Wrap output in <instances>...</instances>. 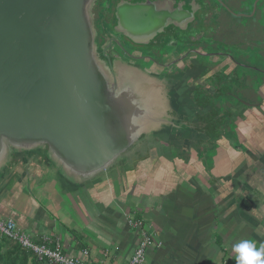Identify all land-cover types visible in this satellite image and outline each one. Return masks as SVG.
<instances>
[{
    "label": "crops",
    "instance_id": "crops-1",
    "mask_svg": "<svg viewBox=\"0 0 264 264\" xmlns=\"http://www.w3.org/2000/svg\"><path fill=\"white\" fill-rule=\"evenodd\" d=\"M256 75L240 77L234 106L209 111L214 122L154 138L152 150L90 186L65 184L41 153L17 156L0 173V219L36 243L59 240L68 256L87 250L89 264L129 263L138 245L131 217L158 242L145 264H236L233 245L264 243V82Z\"/></svg>",
    "mask_w": 264,
    "mask_h": 264
},
{
    "label": "water",
    "instance_id": "water-1",
    "mask_svg": "<svg viewBox=\"0 0 264 264\" xmlns=\"http://www.w3.org/2000/svg\"><path fill=\"white\" fill-rule=\"evenodd\" d=\"M94 1L0 0V173L41 153L61 181L87 187L185 125L157 77L99 60ZM167 15L148 2L117 10L138 44Z\"/></svg>",
    "mask_w": 264,
    "mask_h": 264
},
{
    "label": "flooded vegetation",
    "instance_id": "flooded-vegetation-1",
    "mask_svg": "<svg viewBox=\"0 0 264 264\" xmlns=\"http://www.w3.org/2000/svg\"><path fill=\"white\" fill-rule=\"evenodd\" d=\"M255 1L95 0L92 14L97 56L106 67L116 66L117 70L126 72L130 70L129 68L139 69L142 74L147 72L157 77L165 92L166 105L170 108L177 107L180 113L175 122L192 123L200 120L212 123L217 115L209 111L231 108L236 104L234 100L238 96L236 85H239L238 76H241L239 68L244 72L258 70L264 73L263 69L256 68L245 58L250 50L254 51L255 56V46L264 44V37L259 35L254 40V31L249 34L247 32L249 29L247 31L245 29L246 25L241 24V21L247 22L256 18L264 21V0H257L256 3ZM146 2L157 4L161 14L169 13V15L163 18L165 27L162 32L153 38L144 39L147 40L142 42L144 44H138L127 36L124 27L119 26L117 10L119 7L137 6ZM261 2L263 6L259 7ZM210 25H216L220 37H224L228 25L239 29L235 35L232 34L233 39L236 36L235 41H237L233 45L245 46L240 49L245 57L242 53V57H239L223 49H205L202 46L201 50L197 45H193L192 42L199 43L200 40L205 39L204 34L207 33ZM257 31L264 32V25H260V28L258 26ZM136 39L141 40L143 37L136 36ZM184 41L188 43H183ZM185 45L187 49L184 48ZM260 57L264 58L263 52L260 53ZM223 58L228 59L229 64L233 66L232 85H235L231 88V92L225 94L223 80L217 76V70L213 71L218 63L223 62ZM206 59H210L216 66L212 68L210 62H204ZM139 65H142V68ZM198 110L202 112L198 113ZM147 150H152L151 145Z\"/></svg>",
    "mask_w": 264,
    "mask_h": 264
},
{
    "label": "built area",
    "instance_id": "built-area-1",
    "mask_svg": "<svg viewBox=\"0 0 264 264\" xmlns=\"http://www.w3.org/2000/svg\"><path fill=\"white\" fill-rule=\"evenodd\" d=\"M129 225L138 233V245L128 264H145L147 252L156 240L143 220L131 217ZM7 238L18 244L22 249L33 253L39 260H48L50 264H89V252L82 251V256H68L59 240L42 237L36 243L25 232L21 231L12 219H0V239Z\"/></svg>",
    "mask_w": 264,
    "mask_h": 264
},
{
    "label": "rangeland",
    "instance_id": "rangeland-1",
    "mask_svg": "<svg viewBox=\"0 0 264 264\" xmlns=\"http://www.w3.org/2000/svg\"><path fill=\"white\" fill-rule=\"evenodd\" d=\"M256 1H255V3H256ZM261 6H263L262 2L260 3L259 7H261ZM254 7H255V4H254ZM256 23H257V25H256ZM241 24L242 25H246L245 29H246V31L249 29V31H247L249 34H251L250 32L254 31V33H255L254 40L257 39L258 38L257 36H259V35L262 38L264 37V32L257 31L258 30V26L260 28V25L261 26L264 25V21L263 20L260 21V20H258V18H256V19H252V20L247 21V22L241 21ZM207 28H209V26ZM238 31H239V29H237L235 27H232L231 25H228L227 31L225 32L224 37H220V34L218 33V30H216V25H214V26L210 25L209 30L207 31V33L205 32V34H204V38L205 39L204 40H200L199 41L200 44L196 43V42H192V44L193 45H197V47L199 49H201V50L203 49V47L205 49H214V48L223 49L224 51L230 53L231 55H234V56L238 55L240 57L241 53L243 54V51H240V49L242 47H245V46H239L238 47V45L237 46L233 45V44H236L237 41H235L236 40V38H235L236 36L234 37V39H233V36H232V34L235 35V32H238ZM237 35H238V33H237ZM183 43H188V41H184ZM263 45L262 46H255V49H256L255 56L253 54L254 51H251V50L247 52V57H245V55L243 54V56L246 58V61L247 62H251L254 65L256 63H258V61L259 62H263L264 58L260 57V53L261 52L264 53V46ZM184 48L187 49V45H185ZM245 49H247V48H245ZM248 57H251V58H248ZM203 59L204 58H202V60ZM222 60H223V62L218 63V66H216L214 63H212L210 59H206L204 62H206V63L210 62L212 68L214 66L217 67V68H214L213 71L215 72L217 70V73H218L217 76L220 78V80L221 79L223 80V83H226L227 81L229 82V84H228L229 88H227L228 89L227 92H231V88L235 86L234 84L232 85L233 73H232V69L231 68H233V66L229 64L228 59L223 58ZM150 64H148V65H150ZM210 64H207V65H210ZM142 65H144V64H142ZM142 65H139V66L142 68ZM146 67H148V66L146 65ZM238 71H239V75L243 74V76H247V77H248V74H257L255 71L253 72V71H249V70L244 72L240 68L238 69ZM244 73H246V74H244ZM228 74H230V75H228ZM260 75L264 77V74H260ZM238 78H240V76H238ZM224 79H229V80H224ZM227 122L229 123V125L232 124L231 117L227 118ZM224 131H228V127L224 128ZM114 171L120 172V169L119 168H115ZM64 183L65 184H69L65 180H64ZM71 231H72L73 234H75V231H73V230H71ZM154 239H155V237H154Z\"/></svg>",
    "mask_w": 264,
    "mask_h": 264
},
{
    "label": "trees",
    "instance_id": "trees-1",
    "mask_svg": "<svg viewBox=\"0 0 264 264\" xmlns=\"http://www.w3.org/2000/svg\"><path fill=\"white\" fill-rule=\"evenodd\" d=\"M256 68L264 70V61L256 63ZM257 75L254 77L255 81L261 80L264 82L263 72L255 70ZM242 76V75H241ZM240 76V77H241ZM258 77V78H256ZM254 80H251L253 82ZM223 87V93L225 94L227 88H229V82L227 81ZM225 90V91H224ZM225 96V95H224ZM229 98V97H228ZM226 99V98H225ZM0 264H50L48 260H39L33 253L22 249L18 244L13 241L2 238L0 239Z\"/></svg>",
    "mask_w": 264,
    "mask_h": 264
},
{
    "label": "clouds",
    "instance_id": "clouds-1",
    "mask_svg": "<svg viewBox=\"0 0 264 264\" xmlns=\"http://www.w3.org/2000/svg\"><path fill=\"white\" fill-rule=\"evenodd\" d=\"M236 264H264V243L259 247L253 240H241L233 245Z\"/></svg>",
    "mask_w": 264,
    "mask_h": 264
}]
</instances>
